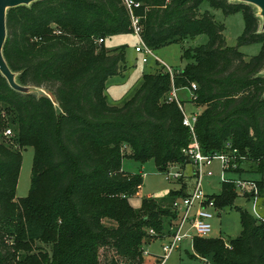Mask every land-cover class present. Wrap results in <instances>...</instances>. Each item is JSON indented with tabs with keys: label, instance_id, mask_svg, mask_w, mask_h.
<instances>
[{
	"label": "trees",
	"instance_id": "1",
	"mask_svg": "<svg viewBox=\"0 0 264 264\" xmlns=\"http://www.w3.org/2000/svg\"><path fill=\"white\" fill-rule=\"evenodd\" d=\"M138 1L141 35L152 49L199 35L207 41L185 51L189 62L173 77L157 61L122 105L109 104L105 94L107 81L129 68L125 46L105 47L107 38L133 32L122 0H36L8 10L5 59L19 83L50 95L15 90L0 72V264H145V245L173 233L172 204L187 186L162 201L143 198L135 208L131 198L143 178L122 163L154 160L162 173L191 163L183 152L192 141L183 110L166 101L173 85H197V98L184 102L200 109L195 131L204 153L237 149L243 158L233 172L244 173L246 162L248 172L264 171V30L257 8L233 0ZM204 2L225 15L243 12L237 46L227 45L225 24ZM251 43L262 48L247 57L239 47ZM28 146L35 152L30 192L17 197ZM256 181L263 194L264 180ZM211 197L217 207L233 206L235 183L224 182ZM238 209L237 237L193 240L212 264H264V221Z\"/></svg>",
	"mask_w": 264,
	"mask_h": 264
},
{
	"label": "rangeland",
	"instance_id": "2",
	"mask_svg": "<svg viewBox=\"0 0 264 264\" xmlns=\"http://www.w3.org/2000/svg\"><path fill=\"white\" fill-rule=\"evenodd\" d=\"M203 9H209L212 13H214L216 20L225 24V38L227 45L237 46L238 38L243 33L245 26L243 12L239 11L230 15H225L221 9H214L210 7L208 2H204ZM206 41L207 36L199 35L188 38L182 43H172L157 50L153 49L155 56H149V60L144 62L143 57L145 55L142 52H137L135 49L137 45H141V40L136 33L131 32L107 38L105 42V47L107 49L125 46L127 52V62L129 65L125 75H115L107 81L105 94L107 95L108 103L111 105L124 104V101L134 94L143 75L148 72H153L157 68L158 65L156 58L172 70L184 69L189 62V59L184 56L185 51L193 49ZM261 48L262 45L260 43L245 44L239 47V49L246 54L247 57L257 55ZM262 73L264 74V70ZM38 93L49 94L48 91L42 88ZM181 95L183 98L189 96L188 92H184ZM183 95H185V97ZM193 105L195 106V104ZM185 108L189 114L192 111L198 110L197 107H194L195 109L193 110L190 105L185 106ZM34 153V148L31 146L22 150L23 157L17 186V197H25L30 192ZM122 167L129 173L141 174L143 178V185L140 191L137 195L131 198V203L135 208H139L141 206L143 198L152 197L156 200L162 201L170 194L171 191H180L182 188L181 185L183 184L187 186L186 193L191 191L195 186L194 179H192V177H188L193 174V166L191 164H187L184 168V175L178 179L172 178L171 180H168L166 175L158 170L154 160L142 163L130 157H125L123 159ZM243 167L244 173L242 174L235 172L225 173L222 162L219 159H214L212 165L209 167L214 172V175L204 178L202 182L204 192L209 196L219 195L222 192L224 180L228 178V180H248L255 181L256 183V180H264V171L248 172V162L244 163ZM174 170H178L177 166L173 169V171ZM247 188L248 189L244 193L240 187H236L238 197L235 199L233 206L217 207L219 214H216L212 220L213 231L208 237H221L227 241L237 237L242 230L240 210L238 207L249 210L256 217H259V219L264 218V193L258 194L255 198L256 192L253 191L254 189L252 184L248 183ZM180 197L183 196H178L177 198ZM168 200L169 199L166 198L164 201L166 205L170 204ZM106 223L112 224V222L108 220H106ZM169 241H171V238L165 237L155 238L151 242L147 243L145 245V249L149 252V254L145 255L144 263L160 264L159 259L165 255L164 245ZM105 258L106 255L103 254L102 259L104 263H106L107 260V258ZM162 264H199V260L194 256L192 239L187 238L181 242L180 248L174 250Z\"/></svg>",
	"mask_w": 264,
	"mask_h": 264
},
{
	"label": "built area",
	"instance_id": "3",
	"mask_svg": "<svg viewBox=\"0 0 264 264\" xmlns=\"http://www.w3.org/2000/svg\"><path fill=\"white\" fill-rule=\"evenodd\" d=\"M122 3L130 15L131 27L133 32L136 33L141 40V45H137L135 49L137 52H142L145 55L143 57V61L147 62L149 60L148 57L155 56V54L153 52V49L146 45L141 35V15L137 14V10L141 7L142 4L138 0H122ZM98 42L102 43L103 39H98ZM156 60L166 67V69L171 73L172 77L174 76V70L166 66V64L161 62L158 58H156ZM196 90V83H192L191 87L183 88H178L173 85L166 96L167 102L176 101L179 104L180 108L183 110V124L189 127L192 135V141L190 145L184 148L183 152L190 157V164L193 166V174L191 176H186L192 177V179H194L195 186L191 191L187 193V195L176 198L173 201L172 209L176 213L177 217L173 226V233L169 237L171 238V241L164 245L165 255L159 259L160 264H162L174 250L179 249L180 243L185 239L190 238L193 241L196 236L208 237L212 233V220L214 219L216 214H219V210L217 208L215 200L204 192L202 188V182L204 178L214 175V172L209 168L212 165L213 160L219 159L222 162L224 172L226 173L233 172L234 169L238 168L239 164L237 160L243 158V156L238 152L237 149H233L230 153H204L203 148L197 139L195 131V125L199 115V108L198 110L190 112V114L187 113V110L185 108L186 102H184L185 100L181 97V91H185L188 92L189 95L187 100H195L197 98L195 93ZM5 134L11 135L12 129H7L5 131ZM227 146L230 148L231 144L228 143ZM176 166L178 170L173 171ZM163 173L166 175L168 180H171L172 178L178 179L179 177L184 175L185 170L180 164L176 163L170 165L168 170ZM228 179H225L224 182H234L236 187H240L242 192L244 193L248 189V183H250L252 184V187L254 189L253 191L256 192L255 198L259 194V187H257L258 185L255 181ZM261 220L264 221V218ZM151 233L154 232L151 230ZM148 254L149 252H147L145 249L144 256ZM194 256L199 260V264H212L211 260L208 257L196 252L195 250Z\"/></svg>",
	"mask_w": 264,
	"mask_h": 264
},
{
	"label": "water",
	"instance_id": "4",
	"mask_svg": "<svg viewBox=\"0 0 264 264\" xmlns=\"http://www.w3.org/2000/svg\"><path fill=\"white\" fill-rule=\"evenodd\" d=\"M36 0H0V72L7 79L9 85L21 92L38 93L41 88L33 86H25L18 82L17 73L9 67L4 53V45L7 39V13L10 8H15L21 5H30ZM252 4L258 9V15L261 18V30H264V0H233ZM43 89V88H42ZM45 90V89H44Z\"/></svg>",
	"mask_w": 264,
	"mask_h": 264
},
{
	"label": "crops",
	"instance_id": "5",
	"mask_svg": "<svg viewBox=\"0 0 264 264\" xmlns=\"http://www.w3.org/2000/svg\"><path fill=\"white\" fill-rule=\"evenodd\" d=\"M44 92H45V91H44ZM184 92H185V91H181V94L184 93ZM45 94L50 95V94H48V93H45ZM183 96L185 97V95H183ZM181 97H182V95H181ZM182 98H183V97H182ZM183 99H184L185 101H187L188 97H185V98H183ZM189 105L191 106V108H193V110L195 109V108H194L195 106H194L193 104L188 103V102L185 104V106H189ZM186 108H187V107H186Z\"/></svg>",
	"mask_w": 264,
	"mask_h": 264
}]
</instances>
